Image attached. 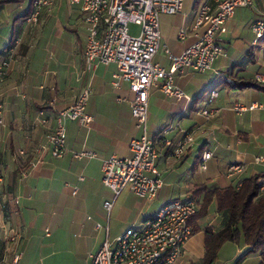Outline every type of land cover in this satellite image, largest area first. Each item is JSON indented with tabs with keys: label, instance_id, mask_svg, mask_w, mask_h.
Returning a JSON list of instances; mask_svg holds the SVG:
<instances>
[{
	"label": "crops",
	"instance_id": "0c3cea01",
	"mask_svg": "<svg viewBox=\"0 0 264 264\" xmlns=\"http://www.w3.org/2000/svg\"><path fill=\"white\" fill-rule=\"evenodd\" d=\"M201 1H193V20H186L191 12L175 14L174 36L162 35L160 20L165 15L160 17L162 48L154 58L160 53L167 58L164 48L179 54L195 42L191 28ZM31 4L32 0H0V62L9 60L0 81V264H8L15 252L21 254L19 264H60L66 260L57 257L61 252L80 257L79 264H91L90 255L106 236H118L112 233L110 222L103 227L116 207L126 228L138 227L170 200L196 197L200 204L203 192L194 195L199 187L236 186L244 178L264 173V163L253 162L257 156L264 157V91L232 86L239 78L264 76V40L259 45L249 29L252 22L264 17V0H252L247 9L236 8L220 37L225 55L215 60L211 70H185L174 75V83L189 102L167 97L159 86L150 89L148 110L156 109L159 116L147 133L158 152L157 167L163 180L151 201L127 190L114 198L101 180L102 161L111 155L129 156L130 139L141 134L131 116L128 84L112 85L114 64L87 69L83 55L87 33L78 6L53 0L37 23H28L25 18ZM181 29L188 32L183 40L178 38ZM247 31L252 37L243 38ZM241 39L245 45L240 44ZM155 63L166 69L159 60ZM86 88H90L86 113L93 118L91 124L66 123L64 156L54 158L49 149L39 156L35 149L46 144L58 112L71 106ZM211 89L217 90L218 96L207 104L206 93ZM236 103L258 107L237 115L232 110ZM203 109L211 111L209 118L199 114ZM170 126L172 129L163 134ZM184 130L192 133L193 143L176 158L174 146ZM164 138L171 146L164 144ZM81 150L91 151L95 157L72 156ZM204 152L212 154L205 169L201 168ZM231 164L243 166L238 177L226 176ZM105 201H113L109 212ZM55 217L63 221L53 222ZM223 224V214L217 212L215 203L203 217L193 218L189 222L191 236L176 264L200 262L205 255V231H219ZM14 233L19 238L12 243L8 237ZM246 251L243 243H224L214 264H259L256 254L237 262Z\"/></svg>",
	"mask_w": 264,
	"mask_h": 264
},
{
	"label": "built area",
	"instance_id": "2783aa9c",
	"mask_svg": "<svg viewBox=\"0 0 264 264\" xmlns=\"http://www.w3.org/2000/svg\"><path fill=\"white\" fill-rule=\"evenodd\" d=\"M67 1L78 6L83 14L87 33L83 55L87 69L108 64L116 66L112 85L119 88L121 82L128 84L132 93L131 116L136 127L141 130L140 136L130 139L128 143L129 156L111 155L102 161V184L114 194V198L127 190L138 198L151 201L162 188L163 180L157 167L159 155L146 128L150 89L159 86L167 97L189 102V97L174 83V75L183 74L185 70L195 73L211 70L215 60L225 55L220 37L226 31L227 20L234 15L236 8L251 7L252 0H202L191 28L195 42L179 54H173L164 48L170 63L167 70L153 61L162 48L159 20L162 15L181 13L184 0ZM52 2L53 0H32L25 21L37 23L42 10L49 9ZM130 25L139 27L136 35L131 34ZM249 29L254 35V41L264 40V17L252 22ZM187 33L186 29L179 30L178 38L185 39ZM8 67L9 60L5 58L0 62V81L5 77ZM256 81L264 83V76L257 75ZM89 96L90 88H86L71 106L58 112L55 128L46 135V144L35 149L39 156L46 149H49L54 158L64 156L66 121L76 122L84 127L91 124L93 118L86 113ZM217 96V90L211 89L207 104ZM257 107L255 103L249 106L236 103L232 110L241 115ZM199 114L209 118L212 113L203 109ZM171 129L172 126L164 130L163 134ZM162 141L171 146V142L165 138ZM192 143V133L182 131L174 146L173 155L181 158ZM72 156L76 159L93 158L95 153L81 150L73 152ZM211 156L210 152L203 153L201 168H206L205 162ZM253 162L264 163V157L257 156ZM242 172L241 164H231L226 169V176L235 178ZM240 185L239 181L236 187ZM76 190L73 188L72 194ZM260 190L264 191V180ZM113 201L104 202L106 211L111 210ZM198 211L199 202L195 197L170 200L141 226L128 227L112 239L106 236L101 246L90 255L91 264H176L191 236L189 220ZM18 238L19 234L14 233L8 240L14 243ZM20 257L21 254L15 252L8 264H19Z\"/></svg>",
	"mask_w": 264,
	"mask_h": 264
},
{
	"label": "trees",
	"instance_id": "16d2710c",
	"mask_svg": "<svg viewBox=\"0 0 264 264\" xmlns=\"http://www.w3.org/2000/svg\"><path fill=\"white\" fill-rule=\"evenodd\" d=\"M233 87L238 89L254 88L264 91V83L254 79H236ZM264 173H258L241 181V185L219 188L213 186L199 187L194 195L203 192L202 201L197 215L190 218L203 217L212 203L216 204L217 212L223 214L222 229L213 232L205 231V255L198 263L214 264L219 249L224 243H243L247 247L245 254H256L260 257L259 264H264V194L260 187Z\"/></svg>",
	"mask_w": 264,
	"mask_h": 264
},
{
	"label": "rangeland",
	"instance_id": "374dc122",
	"mask_svg": "<svg viewBox=\"0 0 264 264\" xmlns=\"http://www.w3.org/2000/svg\"><path fill=\"white\" fill-rule=\"evenodd\" d=\"M193 1L194 0H184L183 1V9H182V11L183 12H191L192 13V14H188L187 15V17H186V20L187 21L193 20V15L195 13V11H193V9H192ZM248 8H250V7H248ZM175 19H176L175 15L174 16H167V15H165V17L163 16L161 18V20H160V29H161V33H162L163 36L164 35L165 36H168V35L169 36H174L175 35V32H176V30L174 29ZM129 29H130L131 34H135L136 35L139 32V27L136 26V25H130L129 26ZM247 35H250L252 37V35L249 33V31H247L243 35V38L244 37H247ZM240 44L241 45H245L243 43V39L240 40ZM260 44H261V40H259V45ZM156 60H159L160 61V64L162 66H164L166 68V70L168 69L169 61L161 53L159 55H157L154 58L153 61L155 62ZM206 96H208L207 93H206ZM158 116H159V112H157L156 109H154V108L152 109L150 107L149 110H148V120H147V131L149 133L151 132V127H153L155 125V120L158 118ZM68 122H70V121H66L65 124L68 123ZM118 204H119V202L117 201L116 206ZM199 206H200V204H199ZM116 208L111 212L108 220H106L105 223L103 224V227H105L106 224H108L110 222L111 223L110 228H111L112 233H117V235H120V234H122L125 231L126 227H125V224L119 219V215L116 214V211H115ZM85 215L86 214H84V218H86ZM114 216H116V219L115 218L113 219ZM106 217H107V215H106ZM59 221H63V220H61L60 218H56L55 217L53 222H59ZM50 229L52 231L53 230V227H51ZM75 233H77V232H75ZM101 233H102V236H103V231ZM42 236H43V233H42ZM74 239H75V241L78 240V238H76V236H74ZM60 247L62 249H64L65 246L64 245H61ZM64 255H65V253H63V252H61V253H59V255H57V257H61V259H64L66 257V260L63 261L60 264H79L81 262V258L80 257L71 256V255L70 256L69 255L64 256Z\"/></svg>",
	"mask_w": 264,
	"mask_h": 264
}]
</instances>
